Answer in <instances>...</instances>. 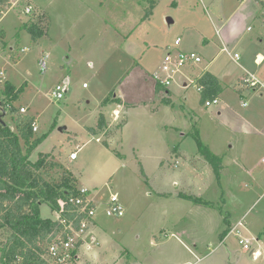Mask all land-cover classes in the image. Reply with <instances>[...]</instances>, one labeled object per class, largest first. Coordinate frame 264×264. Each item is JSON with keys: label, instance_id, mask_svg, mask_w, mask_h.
Segmentation results:
<instances>
[{"label": "rangeland", "instance_id": "1", "mask_svg": "<svg viewBox=\"0 0 264 264\" xmlns=\"http://www.w3.org/2000/svg\"><path fill=\"white\" fill-rule=\"evenodd\" d=\"M3 14L0 99L8 100L12 86V105L36 120L35 138L44 141L31 161L44 156L59 164L54 179L72 173L77 189L97 201L76 264H264V180L258 186L246 171L250 163L264 172V0H12ZM37 16L33 23L48 33L35 41L23 25ZM169 52L173 62L181 54L202 62L163 73ZM206 72L222 87L210 108L196 83ZM156 75L173 76L163 94L155 93ZM248 76L258 88L243 84ZM68 83L64 99L53 100L56 87ZM166 92L171 106L162 103ZM4 108V122L16 132ZM196 131L221 160L217 172L199 152ZM111 195L122 216H107ZM40 216L58 217L47 204ZM238 221L249 251L236 233L228 236ZM7 239L0 232V246Z\"/></svg>", "mask_w": 264, "mask_h": 264}, {"label": "trees", "instance_id": "2", "mask_svg": "<svg viewBox=\"0 0 264 264\" xmlns=\"http://www.w3.org/2000/svg\"><path fill=\"white\" fill-rule=\"evenodd\" d=\"M0 4L3 9L11 8V0H0ZM151 15L152 12H147L142 21L148 20ZM23 29L35 41L48 33L47 29L34 23L23 25ZM198 83L204 86L202 103L217 98L222 90L220 82L210 74L204 75ZM164 90L166 89L156 84L158 94ZM239 92L242 94L243 90ZM4 93L8 100L3 105L9 107L10 115L15 118L16 132L9 126L0 124V232L8 236L7 242L0 246L1 261L2 264H47L41 259V254H45L49 244L53 242L51 233L56 223L51 219H42L40 208L47 204L53 211H61L68 199L66 193H76L77 179L72 173L65 174L61 179H54L52 175L59 164L46 161L44 156L37 162L31 161L33 153L44 138H35V119L21 116L19 109L12 105L16 95L12 86L7 85ZM162 103L169 105L170 100L163 98ZM98 127H104L102 116ZM192 138L199 152L213 163L217 172L221 160L203 144L199 131ZM182 198L186 199L185 196ZM189 200L199 204L196 198ZM64 208L70 210L66 206Z\"/></svg>", "mask_w": 264, "mask_h": 264}, {"label": "built area", "instance_id": "3", "mask_svg": "<svg viewBox=\"0 0 264 264\" xmlns=\"http://www.w3.org/2000/svg\"><path fill=\"white\" fill-rule=\"evenodd\" d=\"M26 14L32 13V8H25ZM3 8L0 4V17H3ZM181 39L176 41V46H179ZM23 52H27V49H23ZM235 59H238V54H235ZM47 56H44L40 62L39 66L42 73L47 71ZM201 63V59L195 54H181L175 62L172 61V55L169 52L165 58V63L162 68L163 73L175 74L180 71L186 63ZM3 72L0 76L3 77ZM203 78L197 79V90L202 93L204 91V86L199 84L198 81ZM156 84H159L163 88H167L171 85L173 76H167L166 78H161L160 76H155ZM242 82L245 86L249 88L259 87V82L255 80L253 76L244 77ZM66 88V87H65ZM65 88L62 86H57L53 91V100L61 101L65 97ZM219 104V99L215 98L212 100H206L204 105L207 108L216 106ZM21 114H26L27 110L23 107L20 108ZM39 130L37 123L33 124V132L37 133ZM77 153H72L70 155V161L77 160ZM67 201L65 206L70 208L66 210L64 207L61 211L56 212L58 217L55 221L56 225L51 233L53 237V242L49 244L47 252L41 254V259L47 264H76L80 259V249L85 245L86 236L89 229L95 223V216L97 214V201L95 197H91V191L88 189H77L75 194H70L67 196ZM106 214L109 217L112 216H122L124 214V207L121 204L119 198L116 195H111L109 201L106 204ZM238 227H242V223L238 224ZM233 234L239 238L240 245L243 246L244 250H250V242L248 240L241 239L240 232L238 230H233ZM254 259L260 258V253L257 251H252L251 254Z\"/></svg>", "mask_w": 264, "mask_h": 264}, {"label": "crops", "instance_id": "4", "mask_svg": "<svg viewBox=\"0 0 264 264\" xmlns=\"http://www.w3.org/2000/svg\"><path fill=\"white\" fill-rule=\"evenodd\" d=\"M11 7H12V0H11ZM41 17L43 16L42 14L40 15ZM38 20V16L37 17H35V19L32 21V22H30V23H28V24H32L34 21H37ZM247 32H249V30H247ZM207 40V39H206ZM12 50H13V48H11ZM28 50V49H27ZM224 51H227V50H224ZM23 52V51H22ZM234 56H235V54H234ZM235 58V57H234ZM259 60H262V57L260 56L259 57ZM259 60H258V62H259ZM1 73V72H0ZM206 74H210V75H212V76H214L212 73H210V72H206V73H204L202 76H204V75H206ZM201 76V77H202ZM218 81H219V79L216 77V76H214ZM221 85V84H220ZM163 92V91H162ZM161 92V93H162ZM155 93H156V95H159L158 93H157V91H156V86H155ZM160 93V94H161ZM163 94V93H162ZM166 94H167V96H163V97H161L162 98V100H163V98H166V99H169L170 100V104L169 105H166V106H171L172 105V99H171V97H170V93L169 92H166ZM218 98V97H217ZM115 99H117V101L116 102H118L119 104H124L125 102L124 101H122V99H119V98H117V97H115ZM219 99V98H218ZM20 108H23V107H20ZM119 114H121L120 113V111H118V110H115L114 111V116H116V117H119ZM118 119V118H117ZM35 122H36V120H35ZM37 123V122H36ZM125 124V123H124ZM124 124H123V126H124ZM123 126H122V128H123ZM122 128H120V129H122ZM90 131V130H89ZM96 142H99V143H101V141H100V139L99 138H97L96 139ZM106 144V146L109 148V146H108V143H105ZM77 161V160H76ZM246 171L249 173V177H254V178H256V179H254V181H256L257 183V185L258 186H260L262 183H263V180H264V172H256V169L253 167V165L252 164H248V167H246ZM240 223V221H238L236 224H229V232H228V236L229 235H231V234H233L232 233V231L233 230H240V228H242V227H238V224ZM248 232H249V230H247ZM246 231V232H247ZM251 232V231H250ZM252 233V232H251ZM253 234V233H252ZM258 234V235H257ZM254 235H256V236H259L258 237V239H256V241L257 242H260V239L259 238H261L260 236L262 235L261 233H259V232H257V233H254ZM249 242H250V240L249 239H247ZM252 251H257V252H259L260 253V257H261V252L259 251V250H251V253L250 254H252Z\"/></svg>", "mask_w": 264, "mask_h": 264}, {"label": "water", "instance_id": "5", "mask_svg": "<svg viewBox=\"0 0 264 264\" xmlns=\"http://www.w3.org/2000/svg\"><path fill=\"white\" fill-rule=\"evenodd\" d=\"M166 24L170 27L172 24H174V22L172 21V19L168 18L166 19ZM185 86H187L185 84ZM69 92V83L66 85V88H65V93L67 94ZM3 100L0 99V124H2L4 127L8 126L5 122H4V117L7 115V112L4 108V105H3ZM230 148H232V146H230ZM67 196L69 195V193H66Z\"/></svg>", "mask_w": 264, "mask_h": 264}]
</instances>
